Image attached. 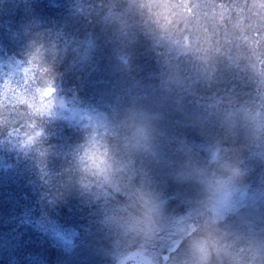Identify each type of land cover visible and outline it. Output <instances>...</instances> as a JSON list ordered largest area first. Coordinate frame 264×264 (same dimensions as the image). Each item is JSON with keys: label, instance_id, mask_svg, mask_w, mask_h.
<instances>
[{"label": "clouds", "instance_id": "1", "mask_svg": "<svg viewBox=\"0 0 264 264\" xmlns=\"http://www.w3.org/2000/svg\"><path fill=\"white\" fill-rule=\"evenodd\" d=\"M106 7L102 21L121 15L119 0ZM128 7L139 12L148 6L129 0ZM30 64L15 53L0 55V146L14 140L38 151L63 133L57 123L77 133L56 153L61 174L70 190L96 205L98 223L118 249L112 264H161L167 238L183 239L177 225L188 221L196 229L186 250L194 251L206 239V224L236 215L253 191L251 174L259 168L264 175V103L237 101L238 119L231 126H205L195 122L194 110L183 103L184 85L175 80L166 82V92L149 86L150 94L92 105L48 79L38 80ZM29 136L32 142L24 143ZM170 182L182 187V211L170 206ZM238 231V260L227 264H264V216H250Z\"/></svg>", "mask_w": 264, "mask_h": 264}, {"label": "trees", "instance_id": "2", "mask_svg": "<svg viewBox=\"0 0 264 264\" xmlns=\"http://www.w3.org/2000/svg\"><path fill=\"white\" fill-rule=\"evenodd\" d=\"M110 2L0 0V54L6 51L30 60L38 80L48 79L69 96L75 93L92 105L147 95L152 90L149 86L166 92V82L175 80L184 85L183 103L194 110L195 122L205 126H231L238 119L237 101L251 98L257 105L264 103V0H136L148 6L139 12L128 7L129 0H119L121 15L102 21ZM122 17L129 25L126 35L118 39ZM171 32L175 37L187 34L188 39L196 40L194 47L177 57L157 54L161 49L155 52L154 43L170 38ZM90 44L96 45L94 50L88 49ZM29 45H33L31 54L24 55ZM163 76L165 81L160 83ZM241 79L251 83L245 88ZM136 90L137 96L132 94ZM54 127L63 128V133L45 140L38 151H31L19 163L17 173L8 171L7 182H21L13 188L28 191L21 196L27 195L32 203L39 200L41 207L32 211L37 219L72 226L91 244V239L107 242L96 205L70 190L61 174L63 162L56 153L66 143L65 138L75 140L77 133L61 123ZM44 152L51 157L41 159ZM259 172L257 168L251 174L254 199L245 212L247 220L264 216V175ZM2 191L0 205L9 209ZM167 195L172 198L170 206L180 205L178 210L182 211V187L170 182ZM21 203V208L30 207L29 202ZM240 224L232 222L209 230L212 250L223 246L224 236L230 246L226 255L211 257L213 264L238 260ZM192 236H183L184 246Z\"/></svg>", "mask_w": 264, "mask_h": 264}, {"label": "rangeland", "instance_id": "3", "mask_svg": "<svg viewBox=\"0 0 264 264\" xmlns=\"http://www.w3.org/2000/svg\"><path fill=\"white\" fill-rule=\"evenodd\" d=\"M118 24L120 25V31H122L119 34V39L126 35L125 29L128 27L129 22L122 17L120 21L118 20ZM175 35V33L171 32L169 33L170 38L154 43V51L161 49L156 53L166 57L170 55L177 57L182 52H187V50L194 47L196 40L193 42L188 39L187 34H179L176 37ZM162 46H165V50L162 49ZM88 47V49L94 50L96 45L90 44ZM84 60L88 61L87 57ZM123 65H126V62ZM30 67L32 68V66ZM121 71L123 72V70ZM164 79L163 76V80L160 83H163ZM241 81H244L242 84L245 88L251 83V81L242 79ZM233 88L236 89L235 86ZM132 94L139 95L138 91ZM237 114L238 112H236ZM84 116L85 122H87L91 113H86ZM30 152V150L16 146L14 140L9 146H0V189L3 190L2 194H4L5 204L10 207L7 209L0 205V264H91L90 260L102 262L103 264H112V257L118 252V249L110 244L108 236L107 242L97 243L91 239L92 243H94L91 244L87 237L81 235L79 230L74 229L72 226H62L50 220L37 219L32 215V211L37 212L41 207L39 200L32 203V199L29 201L27 195L21 196L23 192L28 191L20 192L21 189L13 188V185L20 186L21 182H16L17 184L15 182L13 184L7 182L9 181L7 177L10 175L8 171L11 170L17 173L19 163ZM40 156L41 159L51 157L46 152L40 154ZM5 175L6 178L4 177ZM3 186L11 189H5ZM35 191L33 190V192ZM253 199L254 195L248 194L243 205L236 209V215L230 216L227 220H220L215 224H206L203 229L207 233L206 238L209 237V230L212 231V229H217V227H228L232 222L247 223V218H244L245 212L250 208L249 205ZM20 200L23 203L29 202L30 207L21 208L20 205L22 203ZM1 211H7L8 213L3 215ZM237 217H240V219L238 220ZM220 222L223 224L220 225ZM177 228L186 238H190L195 230L194 224L189 221L177 225ZM203 240L198 243L194 251L190 252L186 250L188 243L184 246L183 239L171 235L167 238L164 249L161 252V264H170V262L171 264H199L200 261H206L214 254L217 255L219 253L218 255H220V253H224L226 255L227 253L225 252L230 247L226 236H224L222 242L223 246H221L222 244L216 246L217 248L215 249L217 250H212V240L209 238H207L208 242L206 239Z\"/></svg>", "mask_w": 264, "mask_h": 264}, {"label": "snow or ice", "instance_id": "4", "mask_svg": "<svg viewBox=\"0 0 264 264\" xmlns=\"http://www.w3.org/2000/svg\"><path fill=\"white\" fill-rule=\"evenodd\" d=\"M33 59H35V57H33ZM30 66H31V65H30ZM25 71H27V69H26ZM51 91H52V89H51L50 87H49V88H44V89H43V92H42V96H47V95H49ZM40 107L42 108V107H44V105L41 104ZM31 142H32V137H31V136H29V137L24 141V143H31Z\"/></svg>", "mask_w": 264, "mask_h": 264}]
</instances>
